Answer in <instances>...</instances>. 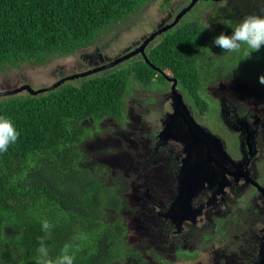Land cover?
<instances>
[{
    "label": "trees",
    "instance_id": "obj_1",
    "mask_svg": "<svg viewBox=\"0 0 264 264\" xmlns=\"http://www.w3.org/2000/svg\"><path fill=\"white\" fill-rule=\"evenodd\" d=\"M148 1L0 0V63L45 64L51 57L70 55ZM200 24L192 20L167 30L147 57L187 86L203 111L205 101L198 92L203 73L209 70L210 77L224 68L234 70L242 83L259 82L264 48L245 58L242 46L237 59L226 60L229 52L210 51L211 39L238 24H227L228 30L220 29L213 37ZM239 61L242 68H237ZM130 62L127 67L74 78L78 82L67 80L42 93L0 97V116L10 118L20 132L18 141L0 153V264H37L45 219L55 226L45 240L53 260L68 245L74 264L146 263L142 250L154 245L150 233H158L159 228L151 225L152 230L142 231L135 221L129 227L131 219L126 215L140 208L135 196L130 204L129 199L136 167L148 163L144 151L129 148L128 157L124 155L116 170L109 171L104 163L108 160L89 159L79 146L103 129L104 139L112 128H117L119 138L123 136V95L130 79L147 84L155 77L163 80L142 60ZM115 147L119 152L127 145ZM159 254V249L153 251L152 261Z\"/></svg>",
    "mask_w": 264,
    "mask_h": 264
},
{
    "label": "flooded vegetation",
    "instance_id": "obj_2",
    "mask_svg": "<svg viewBox=\"0 0 264 264\" xmlns=\"http://www.w3.org/2000/svg\"><path fill=\"white\" fill-rule=\"evenodd\" d=\"M190 1L191 0H188V3L186 4L188 5ZM184 2H187V0ZM197 2L194 6H196ZM233 2L236 4V7L232 10L230 6L224 7V12L229 13L228 21H232L231 16L238 7H242V5L245 6L253 2V0H233ZM170 15L171 13L162 19L157 24L156 28L160 29L162 26L170 24L174 20L176 14L173 16L172 20H168ZM225 17L226 15L216 9L209 13L207 17L208 19L206 20L207 23L203 22L199 17H196L194 20H199L202 28L208 29L212 36L217 34L220 29L226 27L227 24L224 23L216 24L218 20ZM179 22L172 25L167 30H175L184 25L178 24ZM225 29L228 30L229 28ZM233 29L234 28L228 30L229 34ZM167 30L156 35V37L143 49L144 54L136 53V55L119 64L128 63L129 65V62L134 60H142L144 62V58L147 56L149 50L154 48L152 47L155 45L153 44L154 40L157 38L160 39L161 36L164 37ZM144 38L145 37L141 39L138 45L142 43ZM211 40L210 51L214 54H220L219 51L221 49L213 44L214 38ZM134 48L135 46H130L127 50ZM199 56L203 55L199 53ZM205 57L211 62L207 54ZM237 68H242L240 61L237 63ZM165 72L167 75L176 78L171 71L165 70ZM209 75V70L203 73L204 80L201 81L198 88L201 99L205 101V105H202L203 111L200 110L199 106L190 97L187 86L182 84L177 78V88L175 87V89L182 95L181 98L184 102L183 104L185 108L183 114L185 116H194L196 120H198L197 118H201L202 128L207 133L218 137L223 144V150L217 151L214 154H211V156L214 158V167H216L225 177L224 185L220 188L218 193H215V191L208 186H205L195 198V204L204 205L205 207L203 217L199 220L200 222H185L182 231L179 233L175 230L173 223L161 215V212L168 207L169 203L175 197L177 172L181 166V158L184 155V145L181 142H173L172 139L169 138L166 139V141L159 140L160 143H158L157 135L163 127V119L167 114L173 111L170 89L167 92H163V95L166 96L164 102L168 104L169 110H167L160 118L158 128L153 129L141 118L138 117L135 120L130 115L129 117L125 116V120L122 123L125 131V139L127 141V153L131 151L129 148H141L148 161L146 165L136 167L135 180L140 179V177L143 179L139 184V186H141V189L139 190L140 195L135 196L137 202L140 204V208L134 213L126 214L131 219L129 227H131L135 221L136 228L139 230L141 229L142 231L148 232V227L152 230L151 225L159 228L157 230L158 233L150 234L159 236V249L162 247L165 250H168V253L171 252L168 255L163 253L159 254L158 258L156 260L154 259V261H152L151 257H149V259H147V256L144 257L143 253V258L147 260L145 264H170L171 261L177 258V251L194 254L200 250L205 251L208 254L209 241H215L218 239V231L216 230L217 223L216 221L214 222L213 218L220 215L223 211L222 205L228 204L233 192L245 189L251 190L250 194L254 197V200L255 198L257 200L256 208L258 210V220L261 225L260 228H258L257 232L255 231L253 235L241 231L242 233H240V235H235V246L232 248L228 247L231 245V242H229L224 248L216 251L214 263L209 261V263L199 262V264L258 263V253L264 236V199L261 192L254 184L257 183L264 187V172L261 170V166L264 165V85H261L256 81L251 84L245 82L242 83L240 77L234 70L226 71L224 68L222 71L215 72L213 76L208 77ZM156 79L157 77L153 80ZM163 79V83H166L168 88H170L172 81H166L165 77H163ZM233 79H235V82L231 81L228 84H225L222 81H230ZM130 81L136 84L141 90L157 84H147L146 82L137 79H132ZM183 97L187 102L184 101ZM216 102L219 103L217 114L213 111L212 115L207 117L211 111L209 110V106H214ZM241 103L245 105H241L240 108L239 104ZM181 119H179V122ZM239 121H243L245 125H248V129H251L253 132L254 152L251 156H247L245 149L242 146L243 130ZM212 122L216 125L215 127L212 125ZM170 143H177L180 146V150L178 152H173L170 148ZM226 157H229L235 163L228 162ZM142 169H146L144 175L140 174ZM151 174L153 175L150 176ZM150 177L154 179L152 183H148ZM145 182H147V185ZM156 184L160 185L157 186ZM162 185L168 186L169 190L162 193L160 189V186ZM146 197H149L150 199L145 201ZM209 201L212 203L207 204ZM142 202H144L143 205L141 204ZM227 212L237 215V223L233 222V224H231L229 222L228 226L233 228L242 224L245 225V228L243 229H246V219H249L248 213L242 215L239 208L235 210L231 207L228 208ZM227 212L223 211V214H228ZM233 215L228 214L232 220H236ZM219 221H224V218H221ZM225 224L226 222L224 225ZM136 240L137 239H135V241ZM148 260L150 262H148Z\"/></svg>",
    "mask_w": 264,
    "mask_h": 264
},
{
    "label": "rangeland",
    "instance_id": "obj_3",
    "mask_svg": "<svg viewBox=\"0 0 264 264\" xmlns=\"http://www.w3.org/2000/svg\"><path fill=\"white\" fill-rule=\"evenodd\" d=\"M184 1L185 0H149L147 4L139 8L134 13L128 15L124 20L116 22L109 29L100 32L88 46L81 48L70 55L51 57L45 64L34 65L25 62L20 63L15 67L11 66L10 64L0 63V91L12 89L22 84H29L34 89L49 86L60 78L89 70L103 64L105 60H112L125 52L128 47H134L138 45L143 37L153 33L157 29V24L170 13L171 15L168 20H172L173 16L177 14L181 8L187 5L186 3H188V0L187 2ZM225 6H230L232 10L236 7V4L233 2V0H200L197 2L196 6L191 8L183 16L178 24H184L185 22L192 21L196 17H199L201 20H203V22H206L209 13L216 9L221 11L222 14L226 15L225 18H222L223 20H218L216 24H239L244 17L252 14L264 16V14H262L264 12V0H253V2L243 7H238L231 16V19L234 21H228L229 13L224 12ZM158 42L159 38L155 39L153 44H157ZM231 56H233L234 59H237L240 56V52L228 53L226 60H228ZM127 65L128 63H122L112 68H123ZM100 73L103 72H98L95 74ZM130 80L127 83L123 95L124 116L125 114L130 115L135 120L139 117L144 122L149 124L153 129L158 128L160 118L167 110H169L168 104L164 102L166 96L163 95V92L169 91L167 84H155L149 88H144L141 90ZM78 81L80 80L74 79V82ZM222 81L225 84H228L231 81L235 82V79L230 81ZM184 101L187 102L186 99H184ZM218 106V102H216L214 106L210 105L209 110L211 111L207 117L211 116L213 111H215L217 114L219 110ZM197 119L198 120H195L202 124L201 118ZM86 125L90 126L89 122H86ZM212 125L214 127L216 126L213 124V122ZM120 128L123 132V136L120 138L119 135L115 133V129L117 128L111 129V133L107 139H104V129L93 133L88 139L82 141L79 144L82 151L81 154L83 155L86 153L87 158L89 157V159L95 161L97 159L108 160L104 161L108 170L115 171L118 161L123 158L124 155L128 157L126 154L127 147H124L122 150L119 148V152L117 147H115L116 145L122 146L126 145L127 143L124 135V127L120 126ZM115 138H119L120 141H114L115 144H113L112 140ZM172 141L176 142L174 140ZM114 148L117 152L114 150ZM170 148L173 150V152H178L180 150V146L177 143H170ZM261 170L264 172V165L261 166ZM152 175L153 174L150 176ZM153 181L154 179L150 177L148 183H152ZM141 182L142 181L140 179H137L134 183H131V199H129V204L134 196L140 195L139 190L141 189V186H139V184ZM156 185L159 186L160 184ZM160 189L161 192L164 193L169 190V187L162 185L160 186ZM250 191L251 190L249 189H245L238 192H233L232 196H230L228 204L222 205V210L224 212H227L228 208L231 207L235 210L239 208L242 215H245L246 213L249 214V219H246L247 224L245 230L243 229L245 228V225L242 224H239L237 227L233 228L228 226L229 222L231 224H233V222L237 223V215L227 212L229 215H233V217L236 219L232 220L228 214H223V211L221 210L222 212L220 215L213 218L214 222L216 221L217 223L216 230L218 231V239L215 241H209V253L207 254L205 251L200 250L194 254L184 251H177V258L171 261L170 264H199V262L209 263V261L214 263L216 251L218 249L224 248L229 242H231V245L228 247L232 248L236 245V234L240 235V233L244 232L246 234L253 235L255 231L257 232V229L261 226L258 220V210L256 208L257 200L256 198L254 200V197L250 194ZM149 199V197H146L145 201ZM221 218H224V221H219ZM225 222L226 224L224 225ZM131 234L133 236L136 235V233L133 231H131ZM135 239L136 238L133 237V242H135ZM155 239L158 240L159 236H156ZM159 250L161 254L163 253L168 255L171 253H168V250H165L162 247ZM151 254L152 250L149 248L144 250V257L147 256V259H149Z\"/></svg>",
    "mask_w": 264,
    "mask_h": 264
},
{
    "label": "water",
    "instance_id": "obj_4",
    "mask_svg": "<svg viewBox=\"0 0 264 264\" xmlns=\"http://www.w3.org/2000/svg\"><path fill=\"white\" fill-rule=\"evenodd\" d=\"M197 1L198 0H191L187 6L183 7L175 15L174 20L170 24L162 26L160 29L158 28L156 31L146 36L142 43L131 51L122 53L112 60L104 61L103 64L89 70L60 78L49 86L34 89L29 84H22L12 89L0 91V97L21 93L23 91H27L33 95L42 93L58 87L67 80L86 77L100 71L108 70L122 61L136 55V53L144 54L143 49L155 38V36L162 31L167 30L172 25L177 24L182 16L185 15ZM145 61L150 64L146 56ZM151 66L161 74H164L161 69L155 67L153 64H151ZM166 78L172 81L171 99L173 111L167 114L163 119V127L157 135L158 143H160L159 140L166 141V139L169 138L174 141H179L184 145V155L181 158V166L177 172L175 197L169 203L168 207L161 212V215L170 220L176 228V231L179 232L182 223L196 222L201 219L205 207L204 205L195 204V198L199 192L205 186H208L215 191V193H218L220 188L224 185L225 177L216 167H214V158L211 156V154H214L217 151H222L223 144L218 137L207 133L202 128V125L192 116H185L183 114L185 108L183 104L184 102L181 98L182 95L175 89L177 80L176 78H170L167 76ZM179 119H181L180 122ZM239 124L243 130L242 146L245 149L247 156H251L254 152L253 132L251 129H248V125H245L243 121H239ZM226 159L228 162L235 163L229 157H226ZM254 185H256L264 199V187L257 183ZM211 203V201L207 202V204ZM262 241L258 253L257 264H264V236Z\"/></svg>",
    "mask_w": 264,
    "mask_h": 264
},
{
    "label": "clouds",
    "instance_id": "obj_5",
    "mask_svg": "<svg viewBox=\"0 0 264 264\" xmlns=\"http://www.w3.org/2000/svg\"><path fill=\"white\" fill-rule=\"evenodd\" d=\"M213 44L216 47L223 50L224 52H229V53L241 52L242 46H244L243 48L244 57L251 58L252 53L259 52L262 48H264V16L252 14V15H248L244 17L242 21L237 26H235V28L231 31L230 34L225 33V32H220L218 35H216L213 40ZM137 46L139 45H136L135 47ZM131 50H126L123 53H126ZM144 62L148 64L149 66H151V63L150 64L147 63L145 61V58H144ZM154 70L160 76H163L165 78L166 76L170 78H174V77L167 75L165 70L161 69L164 72V74H161L156 69ZM100 72H104V71H100ZM163 81L164 79L160 82H158L157 80H152L150 84H155V83L161 84L163 83ZM166 81H171V80H168L166 78ZM258 81L261 85H264V74L258 77ZM169 89H170V95H171V86ZM127 117H129V115H127ZM19 136H20V132L17 130L14 122L8 117L0 116V153L7 152L9 146L15 144L18 141ZM176 142L179 143V141H176ZM201 217H203V215ZM196 222H200V221L198 220ZM184 223H182L179 233L182 231ZM54 227L55 226L46 219L42 222V230L45 233V236L40 238L39 247L37 248V252L39 254L37 258V264H74V256L69 254L68 245H65L61 249V254L55 260L49 257V249L45 243V240L50 238L51 231ZM151 237L155 239L156 236L151 235ZM146 246L147 248L152 250V253H153V251H155L156 249H159V246H160L159 239L158 240L155 239V243L152 247H148V245ZM144 250H142V254L144 253ZM148 262L150 261L148 260Z\"/></svg>",
    "mask_w": 264,
    "mask_h": 264
}]
</instances>
